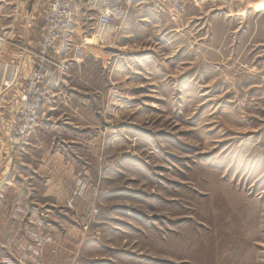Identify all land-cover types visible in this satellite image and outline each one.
<instances>
[{"label":"rangeland","instance_id":"1","mask_svg":"<svg viewBox=\"0 0 264 264\" xmlns=\"http://www.w3.org/2000/svg\"><path fill=\"white\" fill-rule=\"evenodd\" d=\"M78 1L0 264H264V0L143 1L103 31ZM31 6L0 0V92Z\"/></svg>","mask_w":264,"mask_h":264},{"label":"built area","instance_id":"2","mask_svg":"<svg viewBox=\"0 0 264 264\" xmlns=\"http://www.w3.org/2000/svg\"><path fill=\"white\" fill-rule=\"evenodd\" d=\"M150 4L152 10L170 20L178 19L188 6L204 3L219 4L229 0H79L87 12L96 18L98 30H108L122 21L129 10L141 2ZM38 33L30 46L21 48L31 58V68L22 77L17 64L8 63L9 78L3 81L2 100L8 97L13 108L9 123L8 139L11 144L24 143L35 127L38 113L46 100V81L60 68L59 51L71 16V0H42ZM0 37V50L6 44ZM5 67V66H4Z\"/></svg>","mask_w":264,"mask_h":264},{"label":"crops","instance_id":"3","mask_svg":"<svg viewBox=\"0 0 264 264\" xmlns=\"http://www.w3.org/2000/svg\"><path fill=\"white\" fill-rule=\"evenodd\" d=\"M41 2L42 0H31L32 6L27 16L28 21L26 25L22 27L20 37L18 38L19 42H16L14 49L16 52H12V55L6 52L5 55H7V58L3 60L4 62L17 64L21 67V73L23 75L20 80L31 68V58L26 56L22 49L30 46L38 33L40 25L39 6ZM263 10L264 8L261 10H256L254 8L255 13ZM64 40L59 51V58L64 49ZM4 50L5 47L3 48V51ZM7 99L8 96L6 99L1 100L0 105V227L16 223V217H18L19 212L18 209L23 208L21 202L28 201L29 205L31 200L36 198L37 190L35 181L39 176L38 170L35 167H31L30 137H28L26 142L18 145H13L9 142V123L13 108ZM43 186L44 189L47 188L48 192H51L48 189L49 184ZM44 195L47 196L48 194L44 193ZM22 198L27 200H23ZM30 220L32 219H29V221ZM0 242H2L1 235ZM7 257H9L7 254L0 251V259ZM10 261L11 260H8L7 262Z\"/></svg>","mask_w":264,"mask_h":264},{"label":"bare ground","instance_id":"4","mask_svg":"<svg viewBox=\"0 0 264 264\" xmlns=\"http://www.w3.org/2000/svg\"><path fill=\"white\" fill-rule=\"evenodd\" d=\"M255 6H257L256 8L260 9L262 6L259 5V2L255 4Z\"/></svg>","mask_w":264,"mask_h":264}]
</instances>
